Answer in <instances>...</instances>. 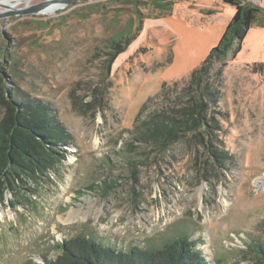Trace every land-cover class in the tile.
<instances>
[{
	"label": "rangeland",
	"instance_id": "rangeland-1",
	"mask_svg": "<svg viewBox=\"0 0 264 264\" xmlns=\"http://www.w3.org/2000/svg\"><path fill=\"white\" fill-rule=\"evenodd\" d=\"M158 1L75 0L53 13L0 18L3 83L48 105L68 134L62 163L29 181L26 197L0 194V264H48L57 244L80 235L126 250L182 234L206 264H264L250 249L264 245V25H250L222 68L224 166L196 141H176L158 157L128 145L136 116L175 97L235 13L223 0H174L170 9ZM238 1L264 14V0ZM139 21L105 68L106 40L134 33Z\"/></svg>",
	"mask_w": 264,
	"mask_h": 264
},
{
	"label": "trees",
	"instance_id": "trees-1",
	"mask_svg": "<svg viewBox=\"0 0 264 264\" xmlns=\"http://www.w3.org/2000/svg\"><path fill=\"white\" fill-rule=\"evenodd\" d=\"M173 1L159 0L158 6L164 5L170 9ZM223 1L235 6V13L217 45L191 71L169 103L155 107L143 118L140 116L147 103L142 107L130 132V147H148L150 152L160 157L176 141L187 144L196 141L210 159L224 166L227 154L218 146L220 128L216 119L222 68L234 42L238 45L233 57L250 25H264L260 21L264 14L258 6L243 1ZM140 30L139 21L134 33L129 30L106 40L104 47L108 56L105 58V68L126 49ZM11 74L14 75V71ZM3 81L0 75V102L3 103V115L0 118V194L9 191L24 198L27 195L24 191L30 190L27 186L29 181L36 182L48 170H56L62 163L65 156L63 145L68 140V134L52 116L48 105L38 99L26 98L15 88L7 89ZM166 94L167 90L163 87L158 98L163 99ZM127 161L130 164L144 163L142 159L134 158H128ZM14 201L11 200V205H14ZM16 203L25 205L18 198ZM188 239L182 234L158 248L134 245L123 250L80 235L57 244L60 254L48 264H206L205 257ZM250 249L264 261L263 244L255 242Z\"/></svg>",
	"mask_w": 264,
	"mask_h": 264
},
{
	"label": "water",
	"instance_id": "water-1",
	"mask_svg": "<svg viewBox=\"0 0 264 264\" xmlns=\"http://www.w3.org/2000/svg\"><path fill=\"white\" fill-rule=\"evenodd\" d=\"M75 0H41L32 4L25 0V4L22 7L15 8L13 5H4L0 3L3 10H0V18L6 16H21V15H36L46 13L47 9L53 4H62V7L72 5ZM16 3V2H15Z\"/></svg>",
	"mask_w": 264,
	"mask_h": 264
},
{
	"label": "bare ground",
	"instance_id": "bare-ground-1",
	"mask_svg": "<svg viewBox=\"0 0 264 264\" xmlns=\"http://www.w3.org/2000/svg\"><path fill=\"white\" fill-rule=\"evenodd\" d=\"M20 0H0L1 4L4 5H13L15 7L16 3ZM30 0H28L29 3ZM16 2V3H15ZM62 8V4H53L49 9H47L46 13H53L57 11V9Z\"/></svg>",
	"mask_w": 264,
	"mask_h": 264
}]
</instances>
